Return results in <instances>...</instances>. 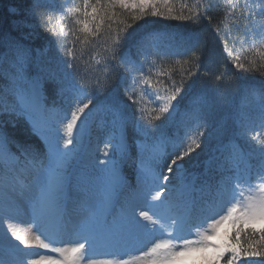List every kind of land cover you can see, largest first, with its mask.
<instances>
[{"label": "snow or ice", "instance_id": "snow-or-ice-1", "mask_svg": "<svg viewBox=\"0 0 264 264\" xmlns=\"http://www.w3.org/2000/svg\"><path fill=\"white\" fill-rule=\"evenodd\" d=\"M223 2L229 12L242 10L240 19L243 23L233 24L227 35L221 37L223 51L236 73L226 78V69L215 77L217 82L225 83L227 90H232L239 87L238 82L244 74L258 73L264 77V0ZM213 6L204 0H194L192 6L181 3L177 12L174 0H75L72 3L65 0L59 7L55 0L51 3L48 0H33L30 8L32 16L44 31L55 38L57 48L66 57L61 62L69 70L66 76L78 78V84L73 85L75 103L70 117L65 114L55 121L46 115L42 89L45 80L56 79V73L41 62L43 50L37 49L34 56L32 50L16 38L0 36V48L4 49L0 52V77L7 81L2 91L12 99L10 105L7 99L0 105V115L8 113L26 118L33 131L49 147L47 162L39 154L29 151L22 152L21 159L10 151L9 138L0 128V197L5 205L14 195H23L29 189L25 175H32L39 189V195L31 201V224L27 231H22L13 222L14 217L7 208L0 212V225L6 227V232H0V264H264V139H261L264 137V83L260 87L245 88V94L257 98L259 105L240 116L242 135L251 133L254 128L259 129L251 135V139L259 145L260 158L254 170L250 167L243 176L237 171L234 181L221 182L215 187L206 182L197 188L194 182H184L181 162L201 147L205 135L202 125L197 123L186 139L173 141L171 153L154 149L156 168L166 167L167 173L175 174L181 181L177 194L173 195V190L168 187L171 182L168 174L142 168L151 178V182L145 183L139 193L143 199V210L133 208L131 214L122 212L109 223L103 209L111 204L114 194L124 182L117 162L110 158L102 160L101 164L105 167L96 177L102 192L98 210L82 225L71 246H55L66 227L65 206L67 190L71 185L67 173L71 155L69 146H74L83 132L95 104L94 95L125 80L120 75L122 67L131 77V84L126 85V89L130 90L126 94L128 100L137 105L138 114L128 119L116 104L108 106L107 110L113 115V138L116 143H105L103 153L105 157L111 156L107 150L111 144L114 152L119 151L122 157H127L131 154V146L126 140L127 129L131 127L143 136L158 129L172 118L177 111L178 97L182 98L190 86L189 81L195 82L194 78L198 75L197 71H188L185 76L183 65L189 60L198 62L200 53L193 50L191 56L185 59L180 58L184 54L176 53L177 58L168 63L165 58L169 53L161 54L158 47L160 35L147 33L137 38L139 25L136 22L146 17L193 24H199L201 19L211 22L207 12ZM129 18L131 23L127 22ZM232 28L237 29L235 34ZM214 31L220 36L219 28ZM228 40L233 41L231 47ZM99 41H103V61L96 59L94 54L95 63L81 72L77 62L83 63L81 57L85 47H95L94 42ZM77 45L80 46L79 56ZM125 45L135 47L140 55L145 54L148 45L156 47V52L154 58L145 56L144 61L138 63L130 53L121 55ZM192 48L195 49L196 45L193 44ZM156 57L160 59V64L156 63ZM177 66H180L182 77L179 83L172 79ZM196 67H199L198 63ZM32 68L36 70L35 75L30 74ZM100 72L102 77L93 79V75ZM153 77L156 78L155 83ZM161 77H167L171 84L165 83ZM138 95L148 96L155 106L150 111L141 106V101L134 98ZM196 119L199 120V116ZM54 123H59L60 128L55 129ZM61 132L63 135H60ZM53 133L55 143L49 139ZM135 146L141 152L145 148L143 143ZM237 156L234 149L218 161L217 167L230 171L228 165ZM92 181L90 175L81 178L79 190L85 196L89 195L86 185ZM49 220L55 224V231L46 227ZM156 233L160 238H156ZM129 240L141 245L151 242V246L139 255L124 259L117 251ZM100 243L108 247L111 258H94ZM32 248L47 251L32 258V253L27 251Z\"/></svg>", "mask_w": 264, "mask_h": 264}, {"label": "trees", "instance_id": "trees-1", "mask_svg": "<svg viewBox=\"0 0 264 264\" xmlns=\"http://www.w3.org/2000/svg\"><path fill=\"white\" fill-rule=\"evenodd\" d=\"M48 2L51 3L52 0H48ZM185 2L192 6L194 0H174L177 12H179L181 3ZM204 2L215 5L209 7L207 12V15L211 17V22L201 19L199 24H193L188 21L163 20L155 17H146L144 20L136 22L139 25L136 31L137 38L147 33L160 35L161 38L158 41L159 50L161 54L169 53V56L165 58L166 62L170 63L176 59V53L184 54L180 57L181 59L190 57L193 50L200 53V60L195 63L189 60L188 64L183 65L185 76L188 71H197L198 75L194 78L195 82L189 81L190 86L187 88V92L182 94V98L178 97L177 111L172 118L163 122L158 129L151 132L148 136L138 134L131 127L127 129L126 140L131 146L130 165L123 163L122 167L119 168L120 174L126 172V186L133 185L134 182V175L130 170L131 165L142 157H145L148 162L151 161L152 169L169 175L171 182L168 185L174 186L180 182L175 174L167 173L166 167L156 168L153 160L154 151L151 152V149L159 148L171 153L172 143L169 142V138H173L174 141L186 139V132H193L197 123L202 125L205 135L202 138L201 147L185 157L181 162L183 164V176L185 179L186 172L198 168L194 172L195 178L189 179L190 183L194 182L196 184L197 180L205 182L207 179H212L210 158L223 142L232 136L236 137L238 135L239 128L236 127V115L252 111L259 105L257 98L245 94V88L260 87L264 83V77H261L258 73L244 74L243 78L238 82L239 87L232 90H227L224 82H217L215 79L216 75H220L226 69V78L236 73V69L231 65L227 54L223 51L224 44L221 42V37L227 35L228 29L233 24L243 23L240 19L242 10L229 12L223 0H204ZM32 3L33 0H0V36L10 35L16 38L30 48L34 56L37 49L43 50L41 62L56 73L55 80H45L43 83L42 95L44 104L47 106L58 105L61 102L59 89L63 86L70 87L78 84V78L66 76L69 70L61 63L66 57L57 48L55 38L44 31L39 26V21L32 16L30 12ZM55 3L57 4L56 0ZM56 6L58 7V5ZM185 14H188L187 10H185ZM226 16L227 20H225ZM221 21L225 22L221 23ZM127 22L131 23L132 21L129 18ZM69 27H71L70 23ZM215 28L221 30L220 36L216 35ZM236 31V28H232L233 34ZM94 43L96 44L95 47L91 45L85 47L81 57L83 63L77 62L81 72L88 65L95 63L92 58L94 54L96 59L103 61L105 56L104 48L101 46L103 41ZM193 44L196 45L195 49L192 48ZM228 44L231 47L233 41L228 40ZM76 47L78 49L77 55L79 56L80 46L77 45ZM236 47L239 48L240 45L237 43ZM3 51L4 49L0 48V52ZM155 52L156 47L152 45H148L144 55H140L136 48L131 47V45H125L121 49V55L130 53L132 59L138 63H142L145 56L148 59L154 58ZM156 63H161L158 57H156ZM196 63L199 65L198 68ZM144 71L147 74L146 66ZM204 73H208V75H204ZM30 74H36L35 68L30 69ZM44 75L47 74L45 73ZM102 75V72L95 73L93 79L96 76L102 77ZM120 75L126 79L119 82L114 88L99 91L94 95L95 104L92 109L98 111V114H103L106 119L111 121V124L113 115L107 108L112 104H116L128 119L138 114L136 112L137 105L128 100L126 94V91L130 90L126 89V85L131 84L130 76L123 67L120 68ZM181 78L180 66H177L172 79L179 83ZM160 79L169 85L171 84L167 77H161ZM155 80L156 78L153 77L154 83ZM6 83L7 81L0 77L1 100L9 97L2 91ZM134 98L139 99L141 106L149 111L155 106L151 101H148V97L147 102L143 100L141 95ZM197 116H199V120L196 119ZM0 122H2L0 128L9 138L8 147L12 153L23 158L22 152H34L46 161L48 143L33 131L32 125L27 120L3 114L0 115ZM94 134L100 139V132L95 131ZM138 143L145 145L142 152L135 146ZM207 158L208 162L205 163ZM72 169L68 164L67 173L71 178V184L80 189L81 185L77 176L81 174L84 177L86 173L73 172Z\"/></svg>", "mask_w": 264, "mask_h": 264}, {"label": "rangeland", "instance_id": "rangeland-1", "mask_svg": "<svg viewBox=\"0 0 264 264\" xmlns=\"http://www.w3.org/2000/svg\"><path fill=\"white\" fill-rule=\"evenodd\" d=\"M56 2L60 6L65 3V0H56ZM67 2L72 3L75 2V0H67ZM48 69L51 70V68ZM59 93L61 96V104L55 107L45 106L46 115L53 121L57 120L59 117L64 116L65 114L70 117L71 109L75 103V98L70 100L66 99L65 93L67 94V92H64V90L61 89ZM141 96L143 97V100L147 102L148 96ZM6 99L9 105L12 103L11 97H6L2 100L0 99V105H3ZM4 114L16 117L15 115H10L8 113ZM53 127L55 129H59L60 124L54 123ZM97 127H102L106 130L105 136L100 140L93 135V132ZM60 135H63V133L61 132ZM49 139L53 143H55V134H51ZM108 142H111V144L116 143V140L113 138V127L111 121L106 119V117L101 116V114H98L96 110H91V113L86 121L82 134L77 137V142L74 146H69L71 149L70 161L86 169L93 170L94 167H97L98 172L95 175L91 185L88 187L89 195L85 196L82 191H78L71 185L67 190L68 200L65 206L66 227L59 235L58 242L55 245L57 247L71 246V244L76 239V233L80 231L81 224L88 217H91L93 212L98 210V205L102 196V192L101 184L96 179V177L101 175L100 170L104 167V165L101 164V161L109 159L111 157H105L103 154L105 151V143ZM111 144L107 149L109 153L112 155L116 152H119H114L113 148L111 147ZM48 159L49 151L47 155V160ZM257 164L258 163H256V165ZM142 168H148V164H146L143 159H141L135 166V172L137 174L136 186L130 189L122 188L119 192L114 194L111 202V205L113 207L119 208L122 210V212H127L128 214L132 213L133 208H136L137 211L143 210V199L140 197L139 193L142 192L145 183L151 182V178L146 176V174L142 171ZM25 176L27 177V179H25V182L29 185V189L25 191L23 195H14L9 201H7L6 205L3 198L0 197V212L4 211L5 208H7L9 214L14 217L13 222L18 227H20L22 231H27L29 225L31 224V201L39 195V189L34 183L33 176ZM121 197H123L124 199H121ZM76 199H79L81 201L80 205L77 208H75L76 206L74 207L73 204V201ZM113 207L105 213L106 217H109L112 214ZM46 227L50 231H55V224L50 220L46 221ZM0 232H6V227L0 225ZM155 235L156 238H160L159 233H156ZM152 242H154V240ZM14 243L18 242L14 241ZM150 246L151 242L141 245L137 244L134 240H129L124 247L118 249L117 254L124 259H129L131 256L139 255L141 251H146L147 248ZM27 251H30L32 253V258H35L37 254L44 253L47 250L32 248ZM48 254H51L53 256L57 255L55 253ZM94 258H111V256L109 255L108 247H105L104 249L96 248Z\"/></svg>", "mask_w": 264, "mask_h": 264}]
</instances>
